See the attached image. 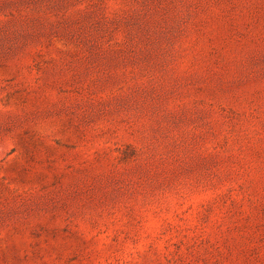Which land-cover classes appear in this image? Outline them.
Returning a JSON list of instances; mask_svg holds the SVG:
<instances>
[{"label":"rangeland","instance_id":"obj_1","mask_svg":"<svg viewBox=\"0 0 264 264\" xmlns=\"http://www.w3.org/2000/svg\"><path fill=\"white\" fill-rule=\"evenodd\" d=\"M0 264H264V0H0Z\"/></svg>","mask_w":264,"mask_h":264}]
</instances>
